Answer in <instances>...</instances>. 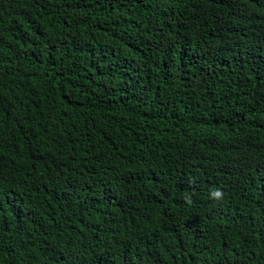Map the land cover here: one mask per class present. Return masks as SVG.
<instances>
[{
    "label": "trees",
    "instance_id": "16d2710c",
    "mask_svg": "<svg viewBox=\"0 0 264 264\" xmlns=\"http://www.w3.org/2000/svg\"><path fill=\"white\" fill-rule=\"evenodd\" d=\"M0 264H264V0H0Z\"/></svg>",
    "mask_w": 264,
    "mask_h": 264
},
{
    "label": "clouds",
    "instance_id": "9594fccd",
    "mask_svg": "<svg viewBox=\"0 0 264 264\" xmlns=\"http://www.w3.org/2000/svg\"><path fill=\"white\" fill-rule=\"evenodd\" d=\"M195 181H193L194 183ZM210 199L213 200L217 205L221 204L225 201L227 193L224 191L222 187H214L210 192ZM184 200L187 204H192V194L189 192H186L184 195Z\"/></svg>",
    "mask_w": 264,
    "mask_h": 264
}]
</instances>
